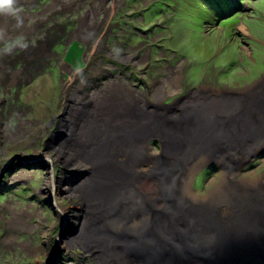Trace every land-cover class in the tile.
I'll use <instances>...</instances> for the list:
<instances>
[{
	"label": "rangeland",
	"instance_id": "rangeland-1",
	"mask_svg": "<svg viewBox=\"0 0 264 264\" xmlns=\"http://www.w3.org/2000/svg\"><path fill=\"white\" fill-rule=\"evenodd\" d=\"M18 7L19 26L0 17L7 36L25 45L5 54L0 43V264H98L71 242L89 212L64 190L75 191L89 173L45 160L70 136L62 120L74 103L79 115L89 111L112 86L149 112L163 107L166 120L192 108L251 106L264 90V0H18ZM175 72L176 86L167 82L152 98ZM79 115H71L75 123ZM149 147L160 154L156 140ZM250 151L223 163L231 185L247 193L264 189V146ZM210 156H199L181 180L183 200L220 196L226 171ZM62 218L70 225L64 231ZM240 255L238 264H264V253Z\"/></svg>",
	"mask_w": 264,
	"mask_h": 264
},
{
	"label": "bare ground",
	"instance_id": "bare-ground-1",
	"mask_svg": "<svg viewBox=\"0 0 264 264\" xmlns=\"http://www.w3.org/2000/svg\"><path fill=\"white\" fill-rule=\"evenodd\" d=\"M176 74L157 84L152 98L164 94L167 82L176 86ZM113 88L90 100V110L80 115L83 107L74 103L59 127L71 129L69 138L53 158L45 156L52 166L61 162L89 173L75 191L64 189L65 196L76 193L89 212L71 242L95 255L98 264H238L240 254L264 253V189L247 193L232 186V171L223 164L226 156L242 160L264 146V90L242 110V101L227 110L191 107L166 120L163 107L149 112ZM72 114L82 119L75 123ZM152 140L161 144L157 156ZM210 154L226 171L220 196L200 204L183 200L181 180L199 156L206 160ZM93 221L97 228L90 227ZM187 250L191 258H185Z\"/></svg>",
	"mask_w": 264,
	"mask_h": 264
},
{
	"label": "clouds",
	"instance_id": "clouds-1",
	"mask_svg": "<svg viewBox=\"0 0 264 264\" xmlns=\"http://www.w3.org/2000/svg\"><path fill=\"white\" fill-rule=\"evenodd\" d=\"M21 11L22 9L18 7V0H0V17L14 19L17 26L23 22L20 18ZM0 43L3 44L2 52L5 54L10 53L16 47L25 46L22 37L9 38L5 28L2 27H0Z\"/></svg>",
	"mask_w": 264,
	"mask_h": 264
},
{
	"label": "water",
	"instance_id": "water-1",
	"mask_svg": "<svg viewBox=\"0 0 264 264\" xmlns=\"http://www.w3.org/2000/svg\"><path fill=\"white\" fill-rule=\"evenodd\" d=\"M56 129V128H55ZM54 133V135H55V138L57 139L58 138V136H59V133L57 132V131H54L53 132ZM15 160H17V158H15ZM43 160H44V158H43ZM45 160H47V159H45ZM33 160H30L29 162H32ZM11 162V160L7 163V166L9 165V163ZM21 162V161H20ZM29 162H27V163H29ZM33 162H35V161H33ZM32 162V163H33ZM48 162H49V160H48ZM50 163V162H49ZM6 168V167H5ZM67 222H66V220L64 219V218H62V224H61V228H62V230L64 231L65 229H66V226H68V224H66ZM68 227H70V225L68 226Z\"/></svg>",
	"mask_w": 264,
	"mask_h": 264
},
{
	"label": "trees",
	"instance_id": "trees-1",
	"mask_svg": "<svg viewBox=\"0 0 264 264\" xmlns=\"http://www.w3.org/2000/svg\"><path fill=\"white\" fill-rule=\"evenodd\" d=\"M198 20V19H197Z\"/></svg>",
	"mask_w": 264,
	"mask_h": 264
}]
</instances>
